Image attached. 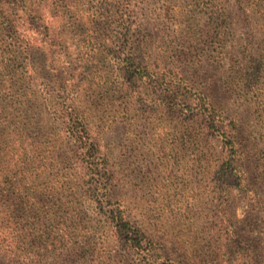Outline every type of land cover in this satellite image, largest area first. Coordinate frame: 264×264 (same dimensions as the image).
<instances>
[{
    "label": "rangeland",
    "instance_id": "rangeland-1",
    "mask_svg": "<svg viewBox=\"0 0 264 264\" xmlns=\"http://www.w3.org/2000/svg\"><path fill=\"white\" fill-rule=\"evenodd\" d=\"M222 1L229 12L224 34H220L222 20L220 30L215 19L200 12L192 14L194 0H107L104 6L101 0H0V4L18 5L9 14L19 20V31L24 34L35 36L39 27L38 32L43 31L44 38L53 30L52 46L36 56L43 63L48 57L50 64L56 55L62 58V65H68V61L76 65L84 40L91 34L98 35L102 43H107V50L100 46L88 69L101 74L114 71V78L122 66L118 58L120 49L108 50L122 37L120 16L115 15L131 14L135 20L130 27L139 49L137 55H143L144 47L139 48L141 39L148 40V59L154 66L162 72H172L175 79L179 77L186 82L188 79L217 108L235 119L246 189L241 190L239 181L229 182L231 221L246 243L253 244L264 236V205L258 202L259 198L264 200V0ZM79 16L82 20L76 22L80 24L76 29L71 24ZM3 33L8 31L0 32V48ZM191 40H194L189 48L191 55L187 57ZM42 80L43 77L39 79ZM98 88L83 93L81 99L82 109L96 118L93 136L111 163L124 166L123 178L128 200L134 202L131 204V209H136L134 214L140 221L154 224L158 242L168 249L175 264H183L190 255L189 243L198 224L207 237L211 228L220 225L223 214L220 174L227 160L222 138L203 134L200 146L187 147V127L195 121L189 117L188 108L194 105L188 107L187 98L180 101L185 108L184 116L166 114L153 88L142 84L129 92V97L136 98L135 111L124 115L118 106L121 91L117 84L109 81ZM158 108L162 110L159 113ZM197 127L199 132L206 131L200 123ZM46 201L56 202L55 198ZM1 212L2 208L0 216ZM1 222L0 219V243L6 249L0 247V263L9 264L17 245L27 241L18 236L24 233L17 231L13 223ZM91 224L96 236L100 235V240L105 238L99 251L100 264H136L137 255H128L119 240L106 237L110 234L99 217ZM234 257L243 258L240 254Z\"/></svg>",
    "mask_w": 264,
    "mask_h": 264
},
{
    "label": "trees",
    "instance_id": "trees-1",
    "mask_svg": "<svg viewBox=\"0 0 264 264\" xmlns=\"http://www.w3.org/2000/svg\"><path fill=\"white\" fill-rule=\"evenodd\" d=\"M105 1L101 0V5L104 6ZM194 1L192 14L208 15L218 22L220 30L222 20L220 34H224L229 16L225 3L222 0ZM17 7V4H0V32L8 31L3 33L0 48V219L1 223H13L17 231L24 233L18 236L27 242L17 245L9 264L102 263L99 251L105 238L100 240L101 236H96L97 231L91 224L95 217L100 218L110 234L106 235L108 239L119 240L128 255H137L136 264H175L168 249L158 242L154 224L140 221L134 214L136 209H131L134 202L128 200L124 166L110 162L93 136L95 116L82 109L83 93L106 86L109 81L112 85L116 83L121 91L118 106L124 115L135 111L136 98L132 95L130 98L129 92L136 91L142 84L153 88L166 114L184 116L185 108L180 101L187 98V106L194 105L188 108L189 117L195 118L187 127L188 148L200 146L203 134L222 138L227 160L220 174L223 183L220 225L211 228L207 237L198 224L189 243L190 255L183 264H225L226 261L228 264H264V236L253 244L246 243L231 221L229 182L239 181L241 190L246 189L235 119L217 108L204 91L188 79L187 82L179 77L175 79L172 72H162L154 66L148 59V40L141 39L139 48L144 47L145 51L143 49L139 57L130 27L135 20L128 12L115 15L120 16L118 26L122 37L108 50L120 49L118 58L122 66L114 78V71L101 74L88 69V63L96 58L100 46L103 51L107 50V43H102L95 34L84 40L76 65L68 61L64 66L62 58L56 55L52 56L50 64L48 57L44 63L36 59L37 54L43 55L52 46L53 30L44 38V32H38L39 27L34 31L35 36L20 32L19 20L9 14V10L15 11ZM78 20L82 17L71 24L76 29L80 25L76 23ZM193 42L191 40L187 46V57L191 55L189 48ZM160 111L158 108L157 113ZM199 123L206 131L199 132ZM47 198H55L56 202L47 203ZM258 202L264 205L262 198ZM0 247L6 249L3 242ZM235 254L243 258L234 257ZM230 256L232 258L228 259Z\"/></svg>",
    "mask_w": 264,
    "mask_h": 264
}]
</instances>
